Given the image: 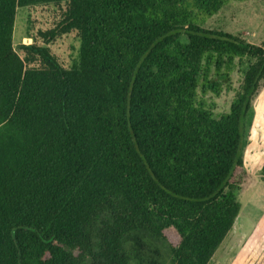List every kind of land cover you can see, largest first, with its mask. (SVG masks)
<instances>
[{
  "label": "trees",
  "instance_id": "16d2710c",
  "mask_svg": "<svg viewBox=\"0 0 264 264\" xmlns=\"http://www.w3.org/2000/svg\"><path fill=\"white\" fill-rule=\"evenodd\" d=\"M228 2L0 0V264L211 263L264 87V40L205 27ZM38 6L51 21L15 45Z\"/></svg>",
  "mask_w": 264,
  "mask_h": 264
},
{
  "label": "rangeland",
  "instance_id": "374dc122",
  "mask_svg": "<svg viewBox=\"0 0 264 264\" xmlns=\"http://www.w3.org/2000/svg\"><path fill=\"white\" fill-rule=\"evenodd\" d=\"M53 7L38 6L36 8H18L13 41L15 45L28 42V30L32 24L35 28L44 27L51 21ZM264 0H229L227 6L211 19H207L206 28L240 36L249 43L260 45L264 40ZM35 31V30H34ZM79 42L74 34L66 36L52 47L66 63L73 65L78 58ZM235 76V86L237 79ZM233 93H225L217 99V112H225L229 108ZM246 256H244L245 258ZM243 255L222 245L210 264H242ZM243 258V259H244Z\"/></svg>",
  "mask_w": 264,
  "mask_h": 264
},
{
  "label": "crops",
  "instance_id": "0c3cea01",
  "mask_svg": "<svg viewBox=\"0 0 264 264\" xmlns=\"http://www.w3.org/2000/svg\"><path fill=\"white\" fill-rule=\"evenodd\" d=\"M259 45V44H258ZM254 117L243 153L248 177L238 198L240 213L233 230L223 245L237 254L258 259L264 253V181L260 171L264 166V87L253 104Z\"/></svg>",
  "mask_w": 264,
  "mask_h": 264
}]
</instances>
